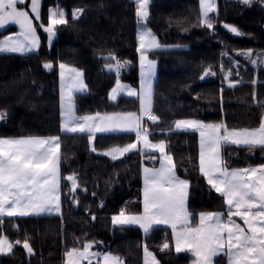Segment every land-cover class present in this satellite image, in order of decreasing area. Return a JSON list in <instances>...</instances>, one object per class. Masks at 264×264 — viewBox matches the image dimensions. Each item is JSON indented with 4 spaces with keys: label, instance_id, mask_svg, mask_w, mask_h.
<instances>
[{
    "label": "trees",
    "instance_id": "16d2710c",
    "mask_svg": "<svg viewBox=\"0 0 264 264\" xmlns=\"http://www.w3.org/2000/svg\"><path fill=\"white\" fill-rule=\"evenodd\" d=\"M216 4L217 11L212 13L218 17L215 35L206 27L194 26L198 24L199 0H151L146 22L161 44L172 47L149 53L157 64L153 111L160 121L152 125L145 119V126L152 132L151 140H166L176 174L189 181L187 210L194 217L193 225L198 213L225 212L226 206L200 174L199 134L189 131L166 136L162 130L173 127L179 119L224 122L230 129H254L264 117V107L253 102L252 97L255 89L257 100L264 101V66L254 67L244 56L236 55L239 50L253 49L255 58V53L264 52V6L256 0L250 7L238 0H216ZM57 5L66 11L68 24L58 26L49 44L39 24L47 25L49 8ZM74 9H85L75 21ZM223 23L236 26L244 35L234 36ZM35 26L40 37L37 51L0 55V111L7 113L0 120V137L60 136L62 176L78 174L81 188L87 191L78 189L79 203L74 204L69 195L71 185L62 180L61 214L2 218L0 234L12 243L27 237L34 255L29 256L22 245H15L11 253L0 254V264H64L65 253L72 248L82 250L87 241L96 242L90 251L123 256L124 264H144L145 246L159 264H190L191 255L176 253L170 227L155 226L145 237L138 226L112 225L111 217L122 208L129 213L142 211L143 156L130 152L113 161L100 153L134 142L135 133H97L92 145L97 151L93 152L87 134L60 130L59 63L83 73L87 91L73 95L78 116L139 111L135 97L109 99L117 77L106 70L101 58V54L115 52L121 61H129L120 73V81L138 85L134 0H41V20L35 21ZM15 31L14 25L1 29L0 39ZM225 50L228 55H222ZM233 60L239 61L238 67ZM46 62L52 63L51 70L43 67ZM209 66L215 75L201 79ZM229 70L230 80L241 81L234 88H229L224 78ZM253 79L256 85L251 83ZM228 147L230 153L236 154L228 163L230 168L264 164V151L259 148L248 151L235 145ZM230 153L225 152L226 157ZM165 241L169 249L162 251ZM215 264H227L226 256L216 257Z\"/></svg>",
    "mask_w": 264,
    "mask_h": 264
},
{
    "label": "snow or ice",
    "instance_id": "6c2138e0",
    "mask_svg": "<svg viewBox=\"0 0 264 264\" xmlns=\"http://www.w3.org/2000/svg\"><path fill=\"white\" fill-rule=\"evenodd\" d=\"M264 6V0H256ZM137 18V48L140 65V87L132 88L120 82V73L130 64L121 61L115 52L101 54L105 60V68L109 73L115 72L116 86L109 92V99L116 101L121 93L139 100V112H111L85 114L78 116L73 103V92H86L83 73L75 67L60 63L61 79V133L87 134L91 151L97 133H135L136 140L124 146H114L100 153L113 161L124 157L130 152H139L149 159H159V168L143 167V211L129 213L126 208L111 217L113 227L138 226L147 237L155 226L167 225L172 229V239L175 242L176 253L188 252L195 257L193 264H215V258L226 256L228 264H264V164L247 168H230L224 160L222 149L235 145L253 151L259 148L264 151V117L259 127L230 129L224 122L205 123L199 119H179L174 126L164 131L165 135L180 132H196L199 134V171L208 185L223 198L225 212H201L199 224L192 226L193 215L187 211L189 181L181 179L176 174V165L172 154L168 151L165 139L153 142L152 132L145 126V117L156 125L160 117L153 111L154 78L156 76V61L149 59V53L162 46L157 37L147 27L149 6L151 0H134ZM238 3L251 6L253 0H238ZM198 24L206 27L215 35V22L218 17L210 13L217 11L216 0H199ZM85 9L72 11L73 21L77 20ZM36 21L41 20V0H0V28L9 25L18 26L19 31L0 39V55L28 54L38 50L40 39L37 36ZM66 11L59 7L49 8L47 25L39 27L47 33L51 42L56 36L58 26L67 25ZM223 27L234 36H243L236 26L223 23ZM187 31V29H184ZM181 47V46H177ZM186 47V46H183ZM222 55H228L225 50ZM237 56H244L254 67L264 66V52L254 50H239ZM234 66L239 61H232ZM43 67L53 68L46 62ZM223 70V69H222ZM239 75V73H236ZM215 75L211 66L204 70V79ZM232 71L225 72L224 78L229 88H234L241 81L229 78ZM253 85L257 80L251 81ZM223 92V89H221ZM253 102L264 107V101L257 100L255 89L252 93ZM199 99V96L194 97ZM223 97L221 96V101ZM7 113L0 111V120ZM159 153V157L154 153ZM61 138L60 136H28L19 138H0V224L4 217H39L42 215L61 214V182L66 180L71 187L69 195L73 203L78 204L77 190L81 188L79 176L72 173L62 176L61 173ZM96 194L93 193V196ZM103 207V202H101ZM234 217L243 221V226ZM93 220L96 217L93 215ZM94 241L83 244L82 250L72 248L65 255L66 264H123L118 255L111 252H93ZM15 245H22L29 256L34 255L29 239H17L15 243L0 234V253H11ZM169 249L165 241L161 250ZM145 264H158L155 256L144 248ZM99 258V259H97Z\"/></svg>",
    "mask_w": 264,
    "mask_h": 264
},
{
    "label": "rangeland",
    "instance_id": "374dc122",
    "mask_svg": "<svg viewBox=\"0 0 264 264\" xmlns=\"http://www.w3.org/2000/svg\"><path fill=\"white\" fill-rule=\"evenodd\" d=\"M210 15L212 16V13H210ZM148 27V26H147ZM149 29V28H148ZM159 41V40H158ZM161 44V43H160ZM162 46H165V47H163V48H170V47H172V46H169V45H163V44H161ZM149 59H152L151 57H150V55H149ZM59 65H60V63L58 64V72H59V76H60V67H59ZM67 65V64H66ZM69 66V65H68ZM138 66H139V82H138V85L137 86H133V85H131V84H128V83H125V82H122V81H120L121 82V84H123V85H128V86H131L132 88H135V89H139V87H140V65H139V54H138ZM70 67H73V66H70ZM78 69V68H77ZM78 70H80V69H78ZM81 71V70H80ZM82 72V71H81ZM156 75H157V64H156ZM203 75H204V73H203ZM202 75V76H203ZM207 77V76H206ZM83 78V77H82ZM155 79H156V76H155V78H154V82H155ZM83 81H84V79H83ZM84 84H85V82H84ZM116 86V83H115V85L113 86V87H115ZM112 87V88H113ZM111 91V90H110ZM109 91V92H110ZM59 94H60V98H61V79L59 80ZM127 96L125 93H121L119 96ZM118 96V97H119ZM117 97V98H118ZM60 106H61V100H60ZM206 123V122H205ZM153 141V140H152ZM153 142H158V141H153ZM224 149H226L225 147L222 149V155H223V158H224V160L225 161H227V163H229L230 161H231V158H234V157H236V154L235 153H230L231 151L229 150V147L227 146V150L225 151ZM108 150V149H107ZM104 151H106V150H104ZM103 152V151H102ZM225 152H228V153H230V155L228 156V157H226L227 155H225ZM154 155H156L157 157H159V153L157 152V153H154ZM147 157V156H146ZM146 157L143 159V161H142V172H141V176H142V185H143V187H144V183H143V167H148V168H159L160 167V161H159V159H156L155 160V162H154V164L152 163V161L151 160H147L146 161ZM149 159V158H148ZM178 176V175H177ZM181 179H185V178H182V177H180ZM190 187V186H189ZM188 193H189V189H188ZM188 199V198H187ZM186 207H187V203H186ZM188 211V210H187ZM189 212V211H188ZM208 212H222V211H208ZM190 213V212H189ZM201 213V212H200ZM200 213H198V216H197V222H196V224L195 225H193L192 224V220H191V224H192V226L193 227H195L196 225H198L199 224V214ZM235 220H236V222L237 223H240L237 219H238V217H235L234 218ZM163 226H167V225H163ZM169 227V226H168ZM171 229V228H170ZM172 230V229H171ZM173 244H174V248H175V242H174V240H173ZM150 252V251H149ZM152 253V252H151ZM186 253V252H185ZM153 254V253H152ZM189 255H191L190 253H188ZM154 255V254H153ZM155 256V255H154ZM193 257V256H192ZM156 258V257H155ZM194 260H195V257H193V260H192V262L190 263V264H193V262H194ZM144 261H145V254H144ZM156 261L158 262V264H159V261L157 260V258H156ZM226 262H227V264H228V260H227V257H226ZM145 264V263H144Z\"/></svg>",
    "mask_w": 264,
    "mask_h": 264
},
{
    "label": "crops",
    "instance_id": "0c3cea01",
    "mask_svg": "<svg viewBox=\"0 0 264 264\" xmlns=\"http://www.w3.org/2000/svg\"><path fill=\"white\" fill-rule=\"evenodd\" d=\"M30 2H31V0L29 1V5H30ZM48 14H49V12H48ZM35 18L33 17V23H34V26H35ZM15 26V25H14ZM7 27V26H6ZM16 27V31L15 32H12V33H10V34H8V35H13V34H15V33H17L18 31H19V28H18V26H15ZM1 29H3V28H0V30ZM7 35V36H8ZM37 36L39 37V35H38V32H37ZM39 39H40V37H39ZM54 39V38H53ZM53 41V40H52ZM51 41V42H52ZM51 42H49V40H48V43L49 44H51ZM37 51V50H36ZM59 80H60V76H59ZM76 93H82V92H77V91H74L73 92V95L74 94H76ZM139 112V111H138ZM103 114V113H102ZM145 119H146V117H145ZM60 124H61V106H60ZM23 137H28V136H23ZM40 137H48V136H40ZM0 138H19V137H0ZM146 156H143L142 157V161H143V159L145 158ZM147 160H151L152 161V163L154 164V162H155V160H152V159H148V157H146V161ZM251 167H255V166H251ZM241 168H247V167H241ZM142 192H143V185H142ZM142 200H143V194H142ZM142 211H143V203H142ZM141 211V212H142ZM118 214V213H117ZM116 215V214H115ZM239 222H240V224L243 226V221H241L239 218L237 219ZM186 253H188V252H186ZM0 254H3V253H0ZM145 254V253H144ZM67 257H66V255H65V259H64V264H66V261H67ZM84 262L85 261H82L81 262V264H84ZM144 263H145V261H144ZM124 264V263H123Z\"/></svg>",
    "mask_w": 264,
    "mask_h": 264
},
{
    "label": "built area",
    "instance_id": "2783aa9c",
    "mask_svg": "<svg viewBox=\"0 0 264 264\" xmlns=\"http://www.w3.org/2000/svg\"><path fill=\"white\" fill-rule=\"evenodd\" d=\"M119 257H121V258H122V260H123V263H124V257H123V256H119Z\"/></svg>",
    "mask_w": 264,
    "mask_h": 264
}]
</instances>
